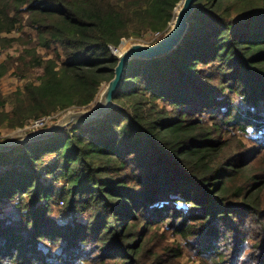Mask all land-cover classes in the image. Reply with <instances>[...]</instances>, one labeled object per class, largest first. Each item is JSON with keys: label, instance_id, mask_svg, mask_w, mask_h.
I'll return each instance as SVG.
<instances>
[{"label": "trees", "instance_id": "16d2710c", "mask_svg": "<svg viewBox=\"0 0 264 264\" xmlns=\"http://www.w3.org/2000/svg\"><path fill=\"white\" fill-rule=\"evenodd\" d=\"M181 2L0 0V48L37 42L0 83L40 74L0 95V131L90 108L112 48L163 36ZM196 7L177 49L128 64L111 114L0 151V264H264V0Z\"/></svg>", "mask_w": 264, "mask_h": 264}, {"label": "water", "instance_id": "95a60500", "mask_svg": "<svg viewBox=\"0 0 264 264\" xmlns=\"http://www.w3.org/2000/svg\"><path fill=\"white\" fill-rule=\"evenodd\" d=\"M197 1L182 0L170 30L155 43H134L126 47L120 55H116L118 64L114 69V77L107 85H103L102 92L90 108L71 110L57 122L50 124L44 129H38L20 140L0 143V151L9 150L42 138L52 137L62 131L87 126L111 114L118 107L115 98L122 87L128 64L133 60L162 58L177 49L188 33L190 18L197 9Z\"/></svg>", "mask_w": 264, "mask_h": 264}, {"label": "rangeland", "instance_id": "374dc122", "mask_svg": "<svg viewBox=\"0 0 264 264\" xmlns=\"http://www.w3.org/2000/svg\"><path fill=\"white\" fill-rule=\"evenodd\" d=\"M31 34H35V33L32 30H30L29 28H21V29L19 28V30L16 31L15 34L10 35L9 36L10 38H17L19 40L17 42H14V45H12L10 48H4V49L0 48V62H3L4 60H6L9 57L18 58L24 50H26L28 48L35 47L36 43H37L35 41V39L33 40L31 45H29L30 40L26 39V36L28 38H30L29 36ZM156 41H157L156 35L149 33V34L145 35V37H142V38H132L131 40L124 41L122 46L119 48V50L121 51L122 48H124V47L126 48V47H128L134 43L153 44ZM119 50H117V53L119 52ZM41 53L45 54L46 51L41 50ZM39 76H40V74L38 72H35V71L33 73H28L26 75H18L14 72V70H12L6 76H4L1 79L0 95L3 98H9L11 95L16 93L19 89H23L25 87V85L29 82H34L35 84H38L39 83V81H38ZM102 90H103V87L100 90V93L102 92ZM6 108L10 109L9 103L6 104ZM72 110H80V109L74 108ZM65 114H67V112L55 115L54 117H52L50 119V122L46 126H43L41 128H33L34 121H32L31 123L26 125L25 128H18L15 130L7 129V128L2 129L0 131V143L20 140V139L24 138L25 136H27L28 134H31L32 132H34L38 129H44V128L48 127L50 124L57 122ZM62 206H63V203H61L60 207L56 209V216L58 218H61V216L59 215V212H60ZM15 210L16 209L13 207V205L8 206L6 209V213L8 216H10V214L15 215V213H14ZM65 217L66 216H63L62 220H64ZM65 219L68 220V217H66ZM80 220H84V218L80 217ZM181 242H183V241H181ZM189 254L186 253L185 257L182 258L181 261L184 264H198V262L195 261V258L190 256Z\"/></svg>", "mask_w": 264, "mask_h": 264}, {"label": "built area", "instance_id": "2783aa9c", "mask_svg": "<svg viewBox=\"0 0 264 264\" xmlns=\"http://www.w3.org/2000/svg\"><path fill=\"white\" fill-rule=\"evenodd\" d=\"M152 34L156 35V40H159L162 36L161 33H152ZM117 50L118 49L112 48L114 55H117L116 54ZM50 119H51L50 117H47V118H42L40 120L34 121L33 128H41L43 126H46L50 122Z\"/></svg>", "mask_w": 264, "mask_h": 264}, {"label": "bare ground", "instance_id": "6f19581e", "mask_svg": "<svg viewBox=\"0 0 264 264\" xmlns=\"http://www.w3.org/2000/svg\"><path fill=\"white\" fill-rule=\"evenodd\" d=\"M118 50H119V49H118ZM124 50H125V47H124V48H122V50H121V51L119 50V52H118V53H117V51H116V54H117V55H120V54H121V52H122V51H124Z\"/></svg>", "mask_w": 264, "mask_h": 264}, {"label": "crops", "instance_id": "0c3cea01", "mask_svg": "<svg viewBox=\"0 0 264 264\" xmlns=\"http://www.w3.org/2000/svg\"><path fill=\"white\" fill-rule=\"evenodd\" d=\"M65 218H66V217H65ZM65 218H64V220H66ZM61 219H63V216L61 217Z\"/></svg>", "mask_w": 264, "mask_h": 264}]
</instances>
